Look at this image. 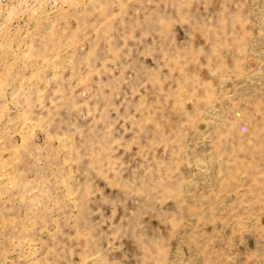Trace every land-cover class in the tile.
I'll use <instances>...</instances> for the list:
<instances>
[{
  "label": "rangeland",
  "instance_id": "rangeland-1",
  "mask_svg": "<svg viewBox=\"0 0 264 264\" xmlns=\"http://www.w3.org/2000/svg\"><path fill=\"white\" fill-rule=\"evenodd\" d=\"M0 264H264V0H0Z\"/></svg>",
  "mask_w": 264,
  "mask_h": 264
}]
</instances>
